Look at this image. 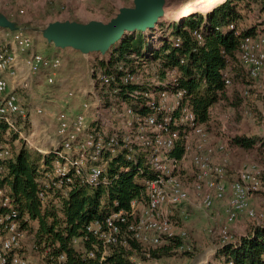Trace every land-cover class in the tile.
Listing matches in <instances>:
<instances>
[{
	"label": "trees",
	"instance_id": "16d2710c",
	"mask_svg": "<svg viewBox=\"0 0 264 264\" xmlns=\"http://www.w3.org/2000/svg\"><path fill=\"white\" fill-rule=\"evenodd\" d=\"M57 6L54 1H48L45 10L51 14ZM251 10L263 14L264 0H224L207 13L195 12L181 21H161L153 29L126 32L106 55L95 53L98 59L93 63L94 77L112 78L109 85L102 87L108 97L106 104L113 107L114 95L136 108L143 103V98L132 103L129 96L133 91L161 89L162 83L169 81L170 73L175 71L174 89L186 92L188 106L199 122L208 126L214 106L225 102L235 105L233 99H243V94L248 95L257 84L239 59L241 39L264 30H259L264 25L243 21ZM70 20L80 22L71 15ZM237 29H240L239 35L235 34ZM195 32L202 33V40ZM126 73L136 75L140 81L124 83ZM226 75L230 78L229 85ZM232 87L233 95L230 94ZM146 110L147 107L142 111ZM17 125L21 131L29 132L28 117H17ZM8 131L0 122V143L7 141ZM11 132V143L21 139L18 133ZM22 140L20 147L4 162L2 185L8 188L10 206L0 212L18 224L34 254L44 255L45 264H135V256L148 260L145 247L124 226L121 239L109 246L104 260L94 247L98 248L100 243L87 231L93 221L103 220L113 211L128 210L130 201L143 192L148 172H127V163L116 158L108 167V184L90 186L72 173L70 182L66 183L55 173L54 153L44 155ZM230 141L242 149L264 148V140L256 136L237 134ZM181 150L175 149L174 155L180 157ZM260 181V189L249 198L264 194L262 174ZM174 213L176 223H182L181 208H175ZM184 247V238H176L161 249L151 251V257L193 254L179 251ZM92 249L96 252L95 258L86 256V251ZM62 255L65 259L60 261ZM217 258L224 264H264V217L262 222L249 224L247 232L236 242L219 245Z\"/></svg>",
	"mask_w": 264,
	"mask_h": 264
},
{
	"label": "built area",
	"instance_id": "2783aa9c",
	"mask_svg": "<svg viewBox=\"0 0 264 264\" xmlns=\"http://www.w3.org/2000/svg\"><path fill=\"white\" fill-rule=\"evenodd\" d=\"M230 28L235 29V26ZM194 34L202 40V33ZM235 34L239 35L240 29ZM11 39L21 52L29 54L32 73L39 74L43 70L55 73L62 66L61 58L35 51L32 38L22 32L14 31ZM239 59L253 79L264 80L262 31L241 39ZM94 73L92 68L96 88L110 84L112 78L100 75L96 79ZM6 74H16V54L10 50L9 43L1 42L0 122L8 130L18 133L30 146V136L17 125V117L27 118L29 110L20 104L15 93L9 91ZM53 81L49 77V82ZM139 81V77L131 73L123 77L124 83ZM174 82L175 71L170 73L169 81L162 83L161 89L133 91L129 96L132 103L143 98V103L136 108L113 95L111 100L118 101L108 110L106 125L96 123L93 126L89 122L88 113L93 106L89 100L83 102L80 112L62 111L57 116L60 143L49 153L56 155L55 173L66 183L70 182L72 173L90 186L106 185L109 182L108 167L116 158L127 163V172L149 173L144 179L143 192L130 201L128 210L113 211L103 220L87 226V231L100 243L98 248L94 247L101 260L108 254L109 246L121 239L123 226L144 247L157 248L173 239L185 238V231L176 230L174 209H182L191 200L197 206L211 210L216 202L227 200L229 193L226 221L220 229V245L230 243L228 224L235 222L240 213L253 219L258 217L250 208L249 195L260 189V170L247 167L239 172L237 179L228 180L227 145L212 143L206 127L188 106L186 92L174 89ZM226 83L230 84L229 75H226ZM75 94L71 91L68 97ZM37 112L43 113V110ZM177 148L182 149L180 157L174 155ZM11 156V149L0 144V209L10 206L8 188L2 185V180L5 177L4 162ZM182 215L184 219L189 217L184 210ZM122 241L126 243V240ZM26 243V235L19 230L18 224L0 212V264H35L24 252ZM86 256L95 258V250L86 251ZM38 257L45 264L44 255ZM134 258L135 264H142ZM64 259L63 255L59 258L60 261Z\"/></svg>",
	"mask_w": 264,
	"mask_h": 264
},
{
	"label": "rangeland",
	"instance_id": "374dc122",
	"mask_svg": "<svg viewBox=\"0 0 264 264\" xmlns=\"http://www.w3.org/2000/svg\"><path fill=\"white\" fill-rule=\"evenodd\" d=\"M71 1L75 3L78 0ZM223 1L224 0H167L165 16L159 20V22L181 21L184 19V16L195 12L207 13L215 5ZM103 3L105 7H108V10H106V13L97 14V16L106 18V20L109 21L113 18L112 16H115L118 13L119 8L132 6L133 0H104ZM70 15L78 19L80 18L78 14H75L72 10H70ZM244 16L245 18L243 21L246 20L248 23H257L262 26L264 25V13L261 14L258 11L251 10L249 15L246 14ZM53 17V14L42 16L43 20L40 23V26H46L48 23L52 22L51 20ZM261 31L264 33V30ZM31 37L34 42L35 38L33 36ZM36 45L39 50L38 52L45 55L47 54L48 56L54 55V53H52L47 46H43L38 42H36ZM68 83L69 82H66V86L63 88L60 83L56 84L55 89L60 94L58 100L59 98L63 99L68 91H73V86H67ZM233 91L234 87L230 89L231 95H233ZM245 95L243 94V99H233L232 102L235 103V105H232L230 102H225L214 106L212 109L211 122L208 126H206V128L211 136L213 144L225 143L227 145L228 148L226 153L229 158V171H232V174L238 175L244 168L253 166L255 169L260 170L261 174L264 175V148L257 150L242 149L234 146L230 141L231 137L237 134L256 136L264 140V80L257 81V84L252 88L248 95ZM112 102L116 103L114 99ZM107 107V104L106 107L103 105L104 109ZM29 125L30 129L28 130L29 132H27L28 136H30L32 132V123L30 121ZM11 134L12 132L10 130L6 132L7 141H3L0 144L8 146L11 151L14 152L15 149L20 147V140L22 139L15 140L11 143ZM32 149L36 150L35 148ZM260 195L261 196H253L249 198L250 208H252L258 215L257 218L248 220L245 216H243L246 215V213H240L235 222L228 224L230 242H236L239 236L244 235L248 230L249 224L262 222V218L264 217V194L262 193ZM228 199L229 193L227 200L219 203L216 202V206L211 210H206L197 206L193 200H191V203L184 205L181 209V212L184 210L188 213L189 217L188 219L183 218L184 221H182V223H176L174 220L176 230L181 229L186 232V236L184 238L185 247L179 251H191L193 253L192 255H175L167 258H152L151 251L161 249V247L167 245L165 244L157 248L145 247L147 251L145 253L148 258L147 261H143L137 256H135V258L133 257L134 260H138L142 262V264H205L206 261L209 262L208 264H224L217 258V251L220 245V229L225 225L226 221ZM24 252L28 259L33 263L43 264L38 255L33 253L29 242L26 243Z\"/></svg>",
	"mask_w": 264,
	"mask_h": 264
},
{
	"label": "crops",
	"instance_id": "0c3cea01",
	"mask_svg": "<svg viewBox=\"0 0 264 264\" xmlns=\"http://www.w3.org/2000/svg\"><path fill=\"white\" fill-rule=\"evenodd\" d=\"M47 1L0 0V13L17 23L18 32L35 38L33 42L35 51H39L36 45L38 42L47 46L54 53L49 57L62 59V66L55 73L49 70H43L39 74L32 73L28 64L29 54L21 52L11 39V34L14 31L0 28V43H9L10 50L16 54V74L14 76L6 74L8 89L15 93L19 97L20 104L29 110L28 119L32 123L30 147L44 155L59 146L57 116L60 112L68 111L71 114H76L82 110L83 102L89 100L93 102L92 109L88 113L89 122L92 125L96 123L106 125L108 110L112 108L109 106L106 109L103 108V105L106 107L108 97L101 88L95 87V81L91 75L93 63L98 59V55L95 53L84 55L71 48H67L66 51L65 49H56L43 38L41 30L45 26H40V23L43 20L42 16H48L45 10ZM49 1H54V4L58 5L51 13L54 15L51 21L70 20V10L78 14L80 22L108 21L106 18L97 16V14L106 13L108 10V7H105L103 3L104 0H78L75 3L71 0ZM61 5L64 8L60 9ZM262 28L264 26L259 27L260 30ZM49 77L54 79L53 83L49 82ZM66 82H69L67 86H73V92L76 94L69 98L68 91L63 99L59 98L58 100L60 94L55 89L56 84L60 83L63 88L66 86ZM38 109H42L43 113H38ZM237 177L238 175L229 171L228 180L233 181ZM243 216L248 219L246 215Z\"/></svg>",
	"mask_w": 264,
	"mask_h": 264
},
{
	"label": "water",
	"instance_id": "95a60500",
	"mask_svg": "<svg viewBox=\"0 0 264 264\" xmlns=\"http://www.w3.org/2000/svg\"><path fill=\"white\" fill-rule=\"evenodd\" d=\"M166 3L167 0H133L132 6L119 8L118 13L109 21L56 20L48 23L41 34L57 48H71L84 55L100 53L104 56L126 32L155 28L165 16ZM0 28L19 30L17 23L2 13Z\"/></svg>",
	"mask_w": 264,
	"mask_h": 264
}]
</instances>
